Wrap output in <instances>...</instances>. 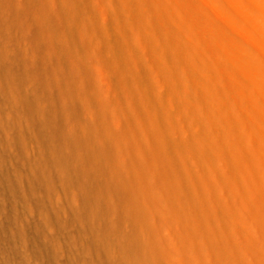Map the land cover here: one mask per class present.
I'll list each match as a JSON object with an SVG mask.
<instances>
[{"label": "rangeland", "instance_id": "1", "mask_svg": "<svg viewBox=\"0 0 264 264\" xmlns=\"http://www.w3.org/2000/svg\"><path fill=\"white\" fill-rule=\"evenodd\" d=\"M109 1L0 0V264H261L243 207L261 253L228 246L196 94L113 59Z\"/></svg>", "mask_w": 264, "mask_h": 264}, {"label": "bare ground", "instance_id": "2", "mask_svg": "<svg viewBox=\"0 0 264 264\" xmlns=\"http://www.w3.org/2000/svg\"><path fill=\"white\" fill-rule=\"evenodd\" d=\"M247 2L117 0L109 24L126 35L115 61L148 66L174 89L196 94L185 105L209 122L199 135L220 149L215 164L225 163L213 178L231 199L224 209L236 236L228 246L253 255L261 240L245 233L236 206L264 232V0L260 7ZM255 259L264 264L263 255Z\"/></svg>", "mask_w": 264, "mask_h": 264}]
</instances>
